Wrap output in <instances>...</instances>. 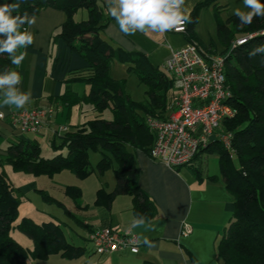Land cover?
Segmentation results:
<instances>
[{
	"label": "trees",
	"instance_id": "trees-1",
	"mask_svg": "<svg viewBox=\"0 0 264 264\" xmlns=\"http://www.w3.org/2000/svg\"><path fill=\"white\" fill-rule=\"evenodd\" d=\"M217 1L203 0L195 4L185 34L190 42L206 50L194 39L193 24L200 8L215 7L218 37L225 47L222 53H227L224 74L232 93L230 102L236 108L235 115L222 122L221 130L231 134L235 154L229 157L216 139L201 147L196 155L210 147L216 151L223 182L233 198L232 216L216 246L218 264H264V16L241 25L234 15L220 17L225 5ZM17 2L0 0V5ZM47 7L64 14L61 25L51 34V48L62 41L70 52L89 65L88 70L64 79L86 85L88 92L66 91L48 99L54 105L61 104L68 112L74 106L88 104L98 115L60 135L52 133L51 144L54 146L55 137H60V146L67 149L65 155L44 158L36 139L11 138L4 146L0 163L34 176L53 177L67 170L80 179L93 172L103 175L115 165L113 189L107 192L104 187L98 188L95 203L109 207L117 195L128 194L132 197L134 216L150 219L154 216V206L139 186V167L134 153L138 150L150 157L155 138L146 118L169 117L177 96L174 80L164 68L153 66L143 53L127 52L101 36L110 19L101 0H24L13 15L22 16L27 12L31 17ZM249 33L255 35L244 44L228 49L231 41ZM53 54L51 51L54 60ZM113 60L124 63L127 73L134 74L146 86L145 100H132L124 91V83L111 75ZM8 69L17 71L10 57L0 54V74ZM106 109L111 111L112 119L101 117ZM90 150L101 153L95 167L89 162ZM64 189L66 195L79 203V187L67 185ZM20 200V192L0 168V264H29L33 259H46L53 254L73 259L84 253V247L65 239L60 224L19 217ZM15 222L32 240V248L22 246L11 236Z\"/></svg>",
	"mask_w": 264,
	"mask_h": 264
},
{
	"label": "crops",
	"instance_id": "crops-1",
	"mask_svg": "<svg viewBox=\"0 0 264 264\" xmlns=\"http://www.w3.org/2000/svg\"><path fill=\"white\" fill-rule=\"evenodd\" d=\"M200 1L203 0H187L190 14ZM101 2L106 12L107 4L105 0ZM217 2L225 5V9L219 13L223 19L233 16L234 8L244 7L243 0ZM261 2L264 3V0ZM214 11L213 5L199 9L193 24V37L205 47L206 52L220 54L225 47L218 37ZM33 16L35 24L30 27L27 25L26 29L33 33L34 43L26 49L27 58L17 68L22 75L21 90L31 92L32 95L31 103L24 108L53 105L60 107V110L50 115L39 131L33 134L20 131L10 122L8 114L18 110L17 108H0L4 112V117L0 118V148L11 138L38 140L48 137L56 122L67 125L70 130L69 124L63 120L65 117L67 120L70 118L71 110L68 112L61 104L54 105L48 96H59L66 91L79 92L77 86L81 83L66 82L64 79L89 69L88 63L70 52L62 41L51 48V34L64 19L61 10L47 7ZM108 16L109 22L101 31V36L127 52L143 53L155 67L164 68V62L171 51L190 42L185 33L176 32L164 35L152 32L125 35L119 30L115 20ZM51 51L56 55L54 60ZM175 90L178 93L176 88ZM134 160L139 167V186L154 206L152 218L146 219L144 225L133 228L132 222L136 217L132 211L130 195H117L109 207H104L95 203V192L92 209L88 204L78 208H84V212L89 214L81 222L83 244L77 245L84 247V253L73 259L53 254L46 259H33L29 264H51V261L53 264H218L216 246L232 216L233 198L223 182L216 151L212 147L203 149L191 162L177 168L167 167L138 150L134 153ZM104 189L109 192L113 188ZM101 207L105 208V212ZM112 225H117L124 233L134 234L136 237L147 236L155 246L149 248L140 243L136 253L129 250L107 255L95 253L87 238L88 233L96 227ZM183 231L186 233L183 234ZM53 256L59 258H50Z\"/></svg>",
	"mask_w": 264,
	"mask_h": 264
},
{
	"label": "built area",
	"instance_id": "built-area-1",
	"mask_svg": "<svg viewBox=\"0 0 264 264\" xmlns=\"http://www.w3.org/2000/svg\"><path fill=\"white\" fill-rule=\"evenodd\" d=\"M183 27V31L169 32L185 33L187 24ZM254 35L250 33L235 38L228 49L244 44ZM226 55L208 53L196 42H187L171 51L163 67L172 76L178 93L168 118H146V124L155 138L150 158L171 168L186 165L201 147L212 141V135H215L213 140L221 142L229 157L234 156L231 134L221 130L222 122L236 113L230 102L232 93L224 74ZM59 110L60 107L53 105L22 108L11 111L8 117L20 131L36 134L47 118ZM67 130L68 126L64 124L51 128L56 135ZM87 238L99 255L122 250L136 253L140 246L134 234L124 233L117 225L96 227Z\"/></svg>",
	"mask_w": 264,
	"mask_h": 264
},
{
	"label": "rangeland",
	"instance_id": "rangeland-1",
	"mask_svg": "<svg viewBox=\"0 0 264 264\" xmlns=\"http://www.w3.org/2000/svg\"><path fill=\"white\" fill-rule=\"evenodd\" d=\"M80 14L76 15L79 19ZM250 34V33H249ZM247 35V34H246ZM238 38V37H237ZM111 75L124 83V91L134 101H143L146 99V86L140 83L134 74H128L124 63L113 60L110 67ZM77 91L88 92V87L84 84H78ZM98 115L90 105L82 104V108L74 106L71 109V116L64 122L69 124L70 129L76 125H80L85 121ZM101 117L112 119V113L109 109L101 113ZM63 125L56 122L53 126ZM52 134V133H51ZM43 139H38L40 153L44 158H51L56 155H65L67 149L65 146H60V137H55V147L51 144L52 135ZM215 135L210 137L213 140ZM5 146V145H4ZM4 146L0 148V158L3 153ZM100 151H89V162L95 167L100 159ZM116 166L106 170L103 175L96 172L91 173L88 177L80 179L67 170L60 171L53 177L47 175L34 176L25 172L13 171L8 164L0 163V168L4 171L6 177L15 186L21 195V200L18 208L19 217L27 216L36 222L53 221L60 224L65 239L73 245L83 244L81 236L83 227L81 222L86 214L84 208L78 209L83 205H89L90 209L93 206L96 189L105 187L108 190L112 189L115 183L113 170ZM67 185L77 186L81 190V196L75 202L71 197L65 194L64 187ZM128 198V196H125ZM77 206V207H76ZM104 211L105 208L101 207ZM105 212V211H104ZM11 236L22 246L32 248V240L16 227V222L10 230ZM50 258H59L53 256ZM51 259V260H52ZM53 261H51V264Z\"/></svg>",
	"mask_w": 264,
	"mask_h": 264
},
{
	"label": "clouds",
	"instance_id": "clouds-1",
	"mask_svg": "<svg viewBox=\"0 0 264 264\" xmlns=\"http://www.w3.org/2000/svg\"><path fill=\"white\" fill-rule=\"evenodd\" d=\"M23 2L24 0H19L17 3L0 5V54H7L11 64L17 68L27 58L26 49L34 43L33 33L27 29L21 31V28L25 24L30 27L36 22L35 16L30 17L27 12L22 16L13 15ZM105 3L106 14L115 20L119 30L125 35L137 32L164 35L173 30L183 31V26L191 23L187 0H105ZM243 6L232 10L241 25L251 24L255 17L264 16V3L261 0H243ZM21 84L22 75L19 71L8 69L0 74V108L22 109L31 103V92L21 90ZM3 116L4 112L0 111V118ZM145 223L146 217L139 215L134 218L132 227ZM136 242L149 248L155 246L153 241L143 235L137 237Z\"/></svg>",
	"mask_w": 264,
	"mask_h": 264
}]
</instances>
